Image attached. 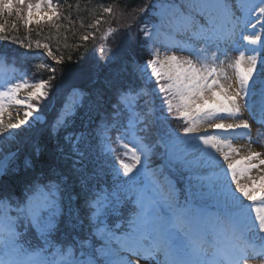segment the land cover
Segmentation results:
<instances>
[{"label": "snow or ice", "instance_id": "snow-or-ice-1", "mask_svg": "<svg viewBox=\"0 0 264 264\" xmlns=\"http://www.w3.org/2000/svg\"><path fill=\"white\" fill-rule=\"evenodd\" d=\"M139 11L150 59L101 79L93 57L50 99L60 5L0 0V41L37 50L19 55L53 73L30 80L0 50V264H264V175H252L264 154L250 138L254 121L264 139V0H151ZM104 49V66L120 59Z\"/></svg>", "mask_w": 264, "mask_h": 264}, {"label": "trees", "instance_id": "trees-1", "mask_svg": "<svg viewBox=\"0 0 264 264\" xmlns=\"http://www.w3.org/2000/svg\"><path fill=\"white\" fill-rule=\"evenodd\" d=\"M54 3L60 5V13L62 16L60 23L62 27L59 33V40L54 39L50 44L54 54H62L64 60L62 64L56 65L53 61L47 59V63L57 69L54 74L56 80L52 82L53 87L50 89V99L56 92V85L60 82L62 77L66 76L69 70L76 71L88 68L93 62V57H95L102 66L99 70L101 79L118 70L123 60L131 61V59L135 57L143 63L151 58L147 52L141 48V42L144 40V37L143 33L139 31L145 19L148 18L147 11L141 13L139 10L150 4L151 0H54ZM106 5L114 6V11L116 13L115 17L101 11L102 7ZM96 19L101 20L99 30L88 27V25L94 23ZM110 26L116 28L117 31L114 35L109 37L107 41L102 42L99 37ZM32 27L33 31L31 32V37L33 40H43V36L48 34V27L46 25L43 27V36L40 37L36 36L35 26ZM88 33H92L96 39L93 40L90 38L88 41L81 40V36ZM27 34V30L23 25H20L16 35L23 39ZM101 43L105 44V58L110 55H117L120 59L115 63L104 66L105 61L100 59L99 53L95 51V48ZM65 44L68 46L65 47ZM57 49L59 50L58 52ZM0 50L7 52L10 58L9 62H11V57L15 55L17 58V66L27 69V78L30 80H46L50 75H53V73H49L42 68L35 67V65L43 63V61L33 59L25 61L22 60L19 55L26 51L31 55L33 52L37 51L35 49L27 50L10 41H0ZM69 56H71L70 60ZM81 86L83 87L84 84ZM44 103H47V101ZM171 123L173 128L179 130L180 124L177 121H172ZM16 131L19 130L17 129ZM15 147L16 145L14 144L13 149ZM24 151H26V149ZM21 158H23V152L21 153ZM112 159L113 162H116L115 157ZM161 163L162 161L157 156L152 157L151 165L153 167ZM118 166L117 162V167ZM5 179H7V177H5ZM16 194L20 195V190L18 188Z\"/></svg>", "mask_w": 264, "mask_h": 264}, {"label": "rangeland", "instance_id": "rangeland-1", "mask_svg": "<svg viewBox=\"0 0 264 264\" xmlns=\"http://www.w3.org/2000/svg\"><path fill=\"white\" fill-rule=\"evenodd\" d=\"M245 118L247 119V114H245ZM251 126H252V140L253 141H257L255 143L256 148L258 149V152H261L262 154H264V139H257V130H258V125L253 121L251 122ZM262 169H264V166H261ZM254 172L252 173V175L255 178H259L260 176L264 175V170L262 171H256L253 170ZM242 182H247V181H242ZM234 187V186H233Z\"/></svg>", "mask_w": 264, "mask_h": 264}, {"label": "bare ground", "instance_id": "bare-ground-1", "mask_svg": "<svg viewBox=\"0 0 264 264\" xmlns=\"http://www.w3.org/2000/svg\"><path fill=\"white\" fill-rule=\"evenodd\" d=\"M13 111H14V114H15V110H13ZM245 119H246V118H245ZM251 134H252V132H251ZM250 138H251V140H252V137H250ZM247 143H248V139L246 138V139H244V140H239V141H237L236 144H235L234 146H236V147H238V148H242V149H244L245 146L247 145ZM253 150L258 152V149H257L256 146H255V143L253 144ZM243 154H245V153L242 151L241 155H243ZM253 172H254V171H253Z\"/></svg>", "mask_w": 264, "mask_h": 264}]
</instances>
